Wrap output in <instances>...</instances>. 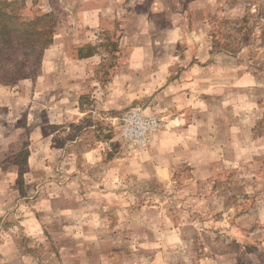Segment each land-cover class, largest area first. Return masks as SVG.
I'll list each match as a JSON object with an SVG mask.
<instances>
[{"label": "rangeland", "instance_id": "1", "mask_svg": "<svg viewBox=\"0 0 264 264\" xmlns=\"http://www.w3.org/2000/svg\"><path fill=\"white\" fill-rule=\"evenodd\" d=\"M23 1L25 15L56 20L36 76L84 57L64 89L95 128L85 139L90 164L65 161L62 150L43 179L20 166L0 187V264H264V0H219L205 40L229 53L212 66L203 56L200 67L182 50L201 40L190 13L180 26L176 11L148 20L136 13L145 6L123 0L120 20L86 36L96 21L71 19L68 1ZM73 31L82 33L74 43ZM56 41L66 57L51 52ZM158 44L171 46L167 68L154 69ZM160 75L175 81L153 83ZM179 76L197 77V89ZM132 110L159 123L144 144L125 133Z\"/></svg>", "mask_w": 264, "mask_h": 264}, {"label": "crops", "instance_id": "2", "mask_svg": "<svg viewBox=\"0 0 264 264\" xmlns=\"http://www.w3.org/2000/svg\"><path fill=\"white\" fill-rule=\"evenodd\" d=\"M65 1H68L70 4L68 13L71 19L79 16L84 21H96L94 25L85 28L82 31L83 34L73 31L71 34L72 43L81 34L86 36L95 35L97 31L92 28L96 26H99V28L105 27L106 20L113 19L117 21L122 17L121 5L123 4V0ZM218 2L219 0H133L132 4L136 3L134 5L140 4L138 6H145V11L137 7L136 13L146 15L148 20L159 14H163L161 16L163 19L169 20L171 18L168 14L176 11L180 13L176 16L181 21L178 24L179 26L183 24L182 22L190 19L187 17V13H190L189 15L193 19L192 24L194 26L192 27V31L201 40L192 46L184 45L182 50L187 53L194 52V60L187 61L186 59V63L193 62L195 67H200L203 56L207 57V60H210V65L212 66L217 64L216 62L220 55H224L222 53H229L226 49L215 48L212 50V46L207 44L205 40L208 31L207 21L210 17H214L217 14ZM79 4H82V6L76 10ZM172 4L178 5L180 9H172ZM230 10L227 8L228 12ZM222 16H226V14L223 13ZM230 20L233 19L230 18ZM115 26L116 24L114 25V29H107L109 34L118 32ZM173 26L171 24L166 28L168 30L163 31L164 35L171 34V27ZM152 48L154 49V53H163L161 56L152 54L154 69L167 68L168 61L165 51L170 50V44H158L152 46ZM50 50L54 55L66 57L63 54L65 45L57 41L53 47L51 46ZM196 53H199V55L197 56ZM87 56L91 58L90 55ZM83 58L78 57L72 61L66 58V64L68 65L62 64L63 68L52 72L50 76L44 74L42 76L38 75L34 79H23L10 87L0 85V187L6 186L7 189L9 188L8 182H14L18 178L20 166L24 168V177L33 175L34 178L43 179L48 171L46 165L56 166L62 163L58 160L59 157H62V150H65V161L70 159V155L73 156L74 154L75 159H78V164L80 162L90 164L92 158L90 154L91 150L88 148L90 144L85 139L87 134L92 133L95 126L89 122V113L79 109L78 103L75 101L79 99L75 97L76 93L70 89H64L65 83L68 85L72 81L71 74L73 71H71V67L84 65L86 61ZM169 61H171V57ZM154 69V76L156 72L159 79V74ZM64 71L65 73H63ZM64 74H67L66 78L63 77ZM161 76L159 81L153 80V83H173L175 81H168L164 76L161 79ZM178 80L184 82L186 88L197 89L198 81L195 76H179ZM49 82L52 87L50 90H47ZM164 92L162 90L159 94ZM47 101L50 102L47 103ZM75 114L79 115V117L75 121L74 118L68 121V118L74 117ZM84 120H87V123ZM75 129L78 131L77 135L74 134ZM78 147L83 149L81 155L76 153V148ZM19 159H22V162L18 164ZM77 162L74 161V164ZM157 173L164 180L168 178L169 173L165 169H160ZM31 179L33 178L29 177L28 180ZM14 187L11 186L12 189ZM1 194L3 193L1 192L0 196H2ZM260 240L264 246V237L262 236Z\"/></svg>", "mask_w": 264, "mask_h": 264}, {"label": "trees", "instance_id": "3", "mask_svg": "<svg viewBox=\"0 0 264 264\" xmlns=\"http://www.w3.org/2000/svg\"><path fill=\"white\" fill-rule=\"evenodd\" d=\"M25 2L0 0V85L34 79L44 50L52 43L56 20L51 13L24 14Z\"/></svg>", "mask_w": 264, "mask_h": 264}, {"label": "built area", "instance_id": "4", "mask_svg": "<svg viewBox=\"0 0 264 264\" xmlns=\"http://www.w3.org/2000/svg\"><path fill=\"white\" fill-rule=\"evenodd\" d=\"M123 121L126 123L125 133L127 137L142 144L146 143L149 132L159 126L155 118L142 116L137 110L130 111Z\"/></svg>", "mask_w": 264, "mask_h": 264}]
</instances>
